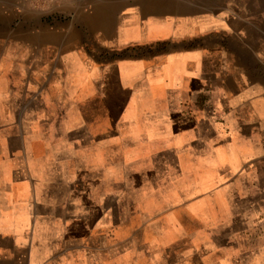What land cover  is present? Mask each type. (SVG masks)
<instances>
[{
    "label": "crops",
    "instance_id": "1",
    "mask_svg": "<svg viewBox=\"0 0 264 264\" xmlns=\"http://www.w3.org/2000/svg\"><path fill=\"white\" fill-rule=\"evenodd\" d=\"M0 264H264V0H0Z\"/></svg>",
    "mask_w": 264,
    "mask_h": 264
}]
</instances>
